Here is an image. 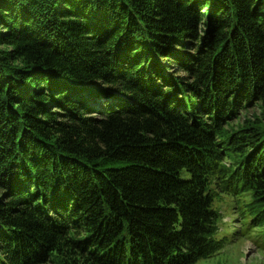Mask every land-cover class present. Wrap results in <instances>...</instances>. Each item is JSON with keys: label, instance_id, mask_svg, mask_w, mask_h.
Returning <instances> with one entry per match:
<instances>
[{"label": "trees", "instance_id": "trees-1", "mask_svg": "<svg viewBox=\"0 0 264 264\" xmlns=\"http://www.w3.org/2000/svg\"><path fill=\"white\" fill-rule=\"evenodd\" d=\"M233 224L264 239V0H0V264H194Z\"/></svg>", "mask_w": 264, "mask_h": 264}, {"label": "rangeland", "instance_id": "rangeland-1", "mask_svg": "<svg viewBox=\"0 0 264 264\" xmlns=\"http://www.w3.org/2000/svg\"><path fill=\"white\" fill-rule=\"evenodd\" d=\"M225 222L234 219L228 214ZM239 225L233 224L228 230H220L217 241H222L223 248L214 256L199 259L194 264H264V239L254 232L239 236Z\"/></svg>", "mask_w": 264, "mask_h": 264}]
</instances>
